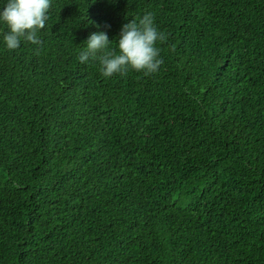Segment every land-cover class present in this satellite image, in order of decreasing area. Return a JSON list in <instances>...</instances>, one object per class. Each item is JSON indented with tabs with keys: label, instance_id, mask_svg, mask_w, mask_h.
Segmentation results:
<instances>
[{
	"label": "trees",
	"instance_id": "trees-1",
	"mask_svg": "<svg viewBox=\"0 0 264 264\" xmlns=\"http://www.w3.org/2000/svg\"><path fill=\"white\" fill-rule=\"evenodd\" d=\"M149 11L167 35L155 74L79 62L90 34L115 48ZM48 16L15 51L0 24V264H264V0H52Z\"/></svg>",
	"mask_w": 264,
	"mask_h": 264
},
{
	"label": "clouds",
	"instance_id": "clouds-1",
	"mask_svg": "<svg viewBox=\"0 0 264 264\" xmlns=\"http://www.w3.org/2000/svg\"><path fill=\"white\" fill-rule=\"evenodd\" d=\"M51 6L52 0H6L0 11V24L7 29L3 33L6 49L15 51L21 41L39 45L38 32L45 28ZM154 19L155 14L149 11L142 18L123 24L115 48L110 47L112 41L106 32L90 34L79 52V62H98L105 78L115 74L125 76L129 71L141 72L144 76L155 74L163 63L157 44L166 41L167 35L158 30Z\"/></svg>",
	"mask_w": 264,
	"mask_h": 264
}]
</instances>
